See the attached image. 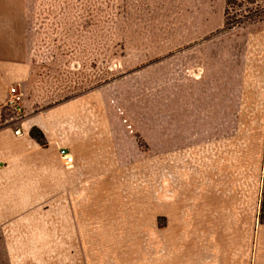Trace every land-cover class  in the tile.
<instances>
[{
  "label": "rangeland",
  "instance_id": "1",
  "mask_svg": "<svg viewBox=\"0 0 264 264\" xmlns=\"http://www.w3.org/2000/svg\"><path fill=\"white\" fill-rule=\"evenodd\" d=\"M0 35L57 185L0 264H264V0H0Z\"/></svg>",
  "mask_w": 264,
  "mask_h": 264
},
{
  "label": "crops",
  "instance_id": "2",
  "mask_svg": "<svg viewBox=\"0 0 264 264\" xmlns=\"http://www.w3.org/2000/svg\"><path fill=\"white\" fill-rule=\"evenodd\" d=\"M22 59L21 49L12 50L0 35V217L1 213L7 211H20V196L28 197V201L30 197V201L34 203L36 196L51 195L53 188L57 186L51 183L52 178L45 172L46 167L49 170L51 161L37 154L40 151L36 147L37 142L29 134L37 123L30 119H19L18 115L13 113L10 117L11 125L4 123L7 119L2 115V108L5 107L8 89L11 85H19L24 75ZM70 155L75 153L70 152ZM71 174L69 172V175ZM65 175L66 173L63 176ZM39 211L43 213L46 209L38 208L31 212ZM58 259H65V256L59 254Z\"/></svg>",
  "mask_w": 264,
  "mask_h": 264
},
{
  "label": "built area",
  "instance_id": "3",
  "mask_svg": "<svg viewBox=\"0 0 264 264\" xmlns=\"http://www.w3.org/2000/svg\"><path fill=\"white\" fill-rule=\"evenodd\" d=\"M20 93L18 92V88L15 85H11L8 89V95L4 101V106L11 110L14 115H18L21 112L20 105ZM0 118H1V110H0ZM60 155H62L66 162H71L72 157L65 151L64 148L59 149Z\"/></svg>",
  "mask_w": 264,
  "mask_h": 264
},
{
  "label": "trees",
  "instance_id": "4",
  "mask_svg": "<svg viewBox=\"0 0 264 264\" xmlns=\"http://www.w3.org/2000/svg\"><path fill=\"white\" fill-rule=\"evenodd\" d=\"M228 2H232V3H235L236 2V0H227ZM251 1H253V0H251ZM32 137H34V129L32 128L31 130H30V133H29Z\"/></svg>",
  "mask_w": 264,
  "mask_h": 264
},
{
  "label": "bare ground",
  "instance_id": "5",
  "mask_svg": "<svg viewBox=\"0 0 264 264\" xmlns=\"http://www.w3.org/2000/svg\"><path fill=\"white\" fill-rule=\"evenodd\" d=\"M65 163L69 164V162H65Z\"/></svg>",
  "mask_w": 264,
  "mask_h": 264
}]
</instances>
